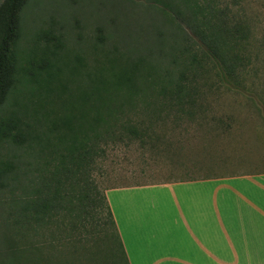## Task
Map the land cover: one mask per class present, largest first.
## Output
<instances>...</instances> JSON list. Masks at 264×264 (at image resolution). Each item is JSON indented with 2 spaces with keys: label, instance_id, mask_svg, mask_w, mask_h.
<instances>
[{
  "label": "rangeland",
  "instance_id": "rangeland-1",
  "mask_svg": "<svg viewBox=\"0 0 264 264\" xmlns=\"http://www.w3.org/2000/svg\"><path fill=\"white\" fill-rule=\"evenodd\" d=\"M224 1L231 11L246 18L250 28L247 60L238 76L242 85L236 88L221 82L211 62H203V66L201 62L181 79L184 86L192 85L197 92L196 105L183 108L191 110L189 116L152 105L161 97L139 86L137 75L155 82L153 91L158 90V78L167 69L169 57L159 54L156 41L165 38L169 43L173 30L168 19L148 8L144 0H29L22 10L15 46L19 67H27L23 59L27 51L39 56L44 45L54 51L55 58L51 46L55 40L42 39V33L47 32L49 38L60 36L61 53L67 54L74 67H107L113 59L119 67L135 65L138 71L130 75L137 84L132 108L124 107L118 114L110 139L102 135L96 142L94 165L87 170L103 195L105 190L120 187L264 173V0ZM173 58L175 52L171 51ZM65 73L67 94L85 84L83 74ZM47 99L35 85H23L9 96L0 115L13 111L22 122L39 130L43 113L60 107L57 99L55 105H47ZM122 126L134 127L137 136L121 131ZM46 156L49 158L47 151L39 159L33 153L27 156L0 142V264H32L35 253L22 252L24 246L46 240L44 230L25 231L23 238L19 236L12 208L17 184L11 181L17 165L25 172L24 179L19 173V181L26 185L25 196L30 197ZM80 236L77 253L70 258L64 255L69 262L89 264L93 258L91 264H123L116 246L110 245L113 232L109 225L99 228L95 222H87Z\"/></svg>",
  "mask_w": 264,
  "mask_h": 264
},
{
  "label": "trees",
  "instance_id": "trees-1",
  "mask_svg": "<svg viewBox=\"0 0 264 264\" xmlns=\"http://www.w3.org/2000/svg\"><path fill=\"white\" fill-rule=\"evenodd\" d=\"M28 1L0 0V111L12 93L28 84L47 95V105H55L57 99L60 107L43 113L39 130L22 122L13 111L0 115V142L27 156L33 153L37 159L44 151L49 156L42 158L43 169L33 181L36 186L31 188L30 197L25 196L26 185L19 181V173L24 179L25 172L17 165L12 171L11 181L17 184L18 191L12 199L13 220L19 236L23 238L25 231L44 230L47 234L44 242L27 243L22 252L35 253L32 264H74L73 259L69 262L64 255L70 258L77 253L84 224L95 222L99 228L111 227L110 245L116 246L123 264H127L104 195L87 170L94 165L96 142L102 135L110 139L118 114L124 107L132 108L137 84L130 75L138 71L135 65L129 67L124 63L127 69L119 67L113 59L107 67L85 64L74 67L67 54L61 53L60 36L49 38L47 32L42 33V39L55 40L51 45L55 58L54 51L44 45L39 56L27 51L23 57L27 67H19L15 46L20 36V14ZM144 1L148 8L168 19L173 28L168 35L169 43L159 35L160 40L156 41L159 54L169 57L167 69L158 78V90L153 91L155 82L137 75L140 88H148L154 96L161 97L159 103L153 100L152 105L191 115V110L183 108L192 109L196 105L197 92L192 85L184 86L181 79L184 72L199 67L201 62L202 66L203 62H211L221 82L236 88L242 85L238 76L247 60L250 28L245 17L231 11L230 4L224 0ZM171 51L175 52L173 59ZM73 71L83 74L85 84L67 94L63 77L65 72ZM140 101L144 103L146 99ZM121 131L137 136L134 127L122 126ZM41 252L46 254L38 256ZM90 260L89 264L94 261Z\"/></svg>",
  "mask_w": 264,
  "mask_h": 264
},
{
  "label": "crops",
  "instance_id": "crops-1",
  "mask_svg": "<svg viewBox=\"0 0 264 264\" xmlns=\"http://www.w3.org/2000/svg\"><path fill=\"white\" fill-rule=\"evenodd\" d=\"M127 264H264V173L104 191Z\"/></svg>",
  "mask_w": 264,
  "mask_h": 264
}]
</instances>
